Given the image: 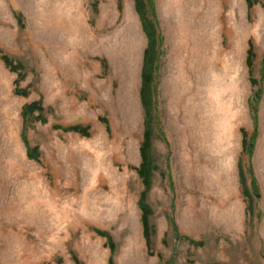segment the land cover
Masks as SVG:
<instances>
[{
	"label": "rangeland",
	"instance_id": "obj_1",
	"mask_svg": "<svg viewBox=\"0 0 264 264\" xmlns=\"http://www.w3.org/2000/svg\"><path fill=\"white\" fill-rule=\"evenodd\" d=\"M153 1L146 245L134 0H0V264H264V0Z\"/></svg>",
	"mask_w": 264,
	"mask_h": 264
},
{
	"label": "trees",
	"instance_id": "obj_2",
	"mask_svg": "<svg viewBox=\"0 0 264 264\" xmlns=\"http://www.w3.org/2000/svg\"><path fill=\"white\" fill-rule=\"evenodd\" d=\"M248 5H250V1L246 0ZM135 7L137 10V13L139 15V18L141 20V24L144 30V33L146 35V44L144 45L142 49V58H141V66H140V82H139V87H138V94H139V100L141 103V106L143 108V121H144V127L142 129V139L140 141V144L138 146V152H139V163L136 167V172L139 175L141 182L144 186V190H142L139 194L138 197V206L140 208V221H141V227H142V235L144 237L146 245H149V234H150V229H149V224H148V207L144 201V192L145 189L148 187L149 184V176L151 174V168L154 167L152 164V159L150 155V130L148 127V119L151 114V109H152V88L150 85L151 81V72L153 70V60L155 59L156 51H157V46L160 40V35L157 33L154 35L155 29L153 28V22H156L154 19V1L153 0H134ZM145 6H147V10L145 9ZM146 11L150 13L151 18L146 16ZM17 16L19 18V15L17 13ZM251 55H252V50H251V43L248 40V45L245 50V62L247 65L250 64L251 62ZM0 57L3 60L4 64L8 65V67L12 70H16L17 66L14 63H11V60L4 54L0 53ZM264 60V54L262 56ZM155 66V64H154ZM250 82L252 84L256 83V80L250 76ZM15 92L20 93V94H25L26 91L25 89H15ZM259 97V94L257 91H254L251 97V104H252V119H253V129L251 132V135L249 137V140H245L244 134L245 132L241 130L242 133V146L243 149L250 152V143L249 141H252L253 138L255 137L256 131V117L254 115L253 110L255 109V103ZM34 109L41 110V105L39 104L38 99L31 100L29 102H25L21 105L20 108V116L22 119H24L26 113L29 114L31 113ZM39 118L41 115H38ZM64 130H72L76 131L80 134L86 135L87 134V126L86 125H78V124H68L64 125L62 127ZM21 138L25 146V153L26 155L35 156L36 155V146H31V147H26L25 140H24V135L21 133ZM239 179L240 182L242 183V190L246 194L248 192V189L245 185V179L243 175V169L239 166ZM247 170L250 173L251 169L247 163ZM249 186L251 187L252 190L256 189V182L255 178L250 174V177L248 179ZM247 207V204H246ZM97 233L104 234L106 236L107 244L109 248L111 249L113 247L110 236L106 233V231L101 230V229H96ZM174 234L175 231H173ZM177 232V231H176ZM183 237L188 238L189 240L192 241V243L196 242L199 243V240H194L192 237H189L187 235H184ZM109 261V259H108ZM212 264H223V263H212Z\"/></svg>",
	"mask_w": 264,
	"mask_h": 264
},
{
	"label": "crops",
	"instance_id": "obj_3",
	"mask_svg": "<svg viewBox=\"0 0 264 264\" xmlns=\"http://www.w3.org/2000/svg\"><path fill=\"white\" fill-rule=\"evenodd\" d=\"M228 2L230 1V0H227ZM243 1H246V0H243ZM226 8V7H225ZM230 8V7H229Z\"/></svg>",
	"mask_w": 264,
	"mask_h": 264
},
{
	"label": "bare ground",
	"instance_id": "obj_4",
	"mask_svg": "<svg viewBox=\"0 0 264 264\" xmlns=\"http://www.w3.org/2000/svg\"><path fill=\"white\" fill-rule=\"evenodd\" d=\"M202 16V15H201Z\"/></svg>",
	"mask_w": 264,
	"mask_h": 264
}]
</instances>
